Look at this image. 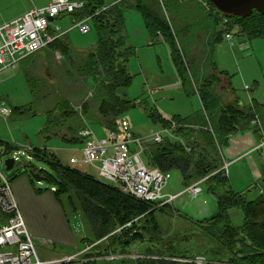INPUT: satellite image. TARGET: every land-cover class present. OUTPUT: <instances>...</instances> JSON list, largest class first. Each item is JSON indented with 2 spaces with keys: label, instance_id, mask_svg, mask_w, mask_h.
I'll use <instances>...</instances> for the list:
<instances>
[{
  "label": "rangeland",
  "instance_id": "374dc122",
  "mask_svg": "<svg viewBox=\"0 0 264 264\" xmlns=\"http://www.w3.org/2000/svg\"><path fill=\"white\" fill-rule=\"evenodd\" d=\"M49 1L0 0V25L5 20V22L12 21V18L14 20L25 11L46 5ZM112 1L106 0L105 3L109 5ZM150 5L171 23L176 43L191 76L194 75L199 80L202 75H211L212 70L208 67V62L211 61L217 65L219 72L226 70L232 76L234 92L232 87L227 86L228 80L224 76H221L214 85L213 90L220 95L223 103L233 104L237 102V99L242 100L247 106L254 100L264 103V37L250 39L244 37L251 49L246 51L242 50L240 48L242 46L238 44L230 46L223 38L216 46L214 58L208 59V46H213V40H211L213 30L222 31L224 25L222 23L218 27L214 26L208 18L207 9L199 0H185L180 3L174 1L172 4L169 0H165L163 5L160 0H150ZM76 17H80V14ZM124 19L125 27L121 29L117 38L120 35L123 36L126 45L129 44L136 49V54L129 59L132 83L118 91V95L121 98L120 101L125 97L135 101L137 105L127 110L123 117L130 122L132 131L146 140H150L153 134L160 133L164 140L179 141L170 129L164 127V123L154 121L150 112L157 111L164 118L169 119L176 116L198 115L203 109L199 95L201 84L193 79L191 85L184 88L173 63L170 46L160 35L156 38L149 36L139 11H125ZM90 23L91 31L84 34L78 28L71 29L73 24L71 15L58 18L55 24L60 26L62 32H68L66 37L71 43L69 53L66 55L59 47L46 48L19 63L14 73L6 72L0 78V102H6L10 108L21 106V109L26 111L24 114H13L8 117L0 114V139L20 148L27 146L46 148L54 152L64 165L75 167L101 181L98 171L93 167L70 163L71 157H81L79 150L82 144L69 146L64 143L66 139L72 137L77 128L84 125L92 127L97 137H103L105 134V129L97 124V122H104L99 112L103 99L99 86L102 85L103 80L110 79L103 74L106 71L103 66L88 64L91 52L97 49L98 42L97 30L93 23ZM232 25L231 23L230 26ZM234 33L237 35V40L238 27L235 28ZM150 38L155 44L151 43ZM62 100L69 104V109L63 113L73 112V114L60 118V113L56 112L55 119L49 123L46 113L53 110L57 104L62 105ZM260 121L264 130V113L260 116ZM211 126L209 128L213 131L214 127ZM261 127L259 125L254 127L252 124L248 128L235 132L218 145L222 161L230 163L227 186L236 192L245 193L248 199H255L264 194V160L258 151H252L262 138ZM255 128L258 131H255ZM8 158H13V154H10ZM143 159L146 162L145 156ZM32 168L46 169L51 173L43 162L34 157L30 159L25 155L12 170L7 171L4 166L2 170L8 177L20 174L17 178L21 185L19 192L27 199L24 208L27 209L28 215L31 217L36 211L34 208H37L45 214L44 217H47L44 220H52L49 203L45 199H38L36 194L40 195L37 189H42L46 190L44 194L51 195L52 193L47 189H51L54 183L43 180L35 181L33 187L30 186L29 171ZM26 169L28 172L25 171ZM170 174L171 178L165 191L178 193L184 190L186 186L181 173L174 169L170 170ZM202 189L203 191L197 196L191 194L180 196L172 203V209L156 212L154 218L148 216L145 221L142 220V227L144 226L142 241L129 245L124 253H120L119 250L122 248L112 238L111 249L119 247L118 252L108 251L107 255H104V261L96 259V264H141L151 259L165 257L172 259L173 254L182 255L181 248L178 247L179 243H183L184 239H188L193 234L200 233L198 226L195 227L187 217L191 218V221H201L219 213L217 197L207 191L206 184H202ZM13 192H15L14 189ZM62 203L73 225L77 244L80 245L81 240L86 237L95 240L90 223L85 219L86 217L84 218L82 211L79 209L75 213L77 208H74L67 196L62 197ZM21 212L26 218L25 210L22 209ZM231 215L236 225L243 222L241 210L233 209ZM34 239L40 252V242L36 237ZM100 246L104 249L108 247V242L103 241ZM50 248L65 253L73 252L66 247L62 248L59 244ZM98 249L96 248L92 255H95ZM92 250L94 249L86 250V254H90ZM77 251L74 252L84 253V251ZM213 255L208 252V264H219L223 261V256L215 253ZM106 256L123 258L111 261ZM196 256L205 257L202 254ZM196 256L190 260L193 261ZM183 258L176 261L189 262ZM224 258L227 259L229 256L226 255Z\"/></svg>",
  "mask_w": 264,
  "mask_h": 264
},
{
  "label": "trees",
  "instance_id": "16d2710c",
  "mask_svg": "<svg viewBox=\"0 0 264 264\" xmlns=\"http://www.w3.org/2000/svg\"><path fill=\"white\" fill-rule=\"evenodd\" d=\"M82 1L86 2V6L83 10L72 14L73 21L81 20L85 16H93L91 22L98 33L97 49L92 50L88 64H91L90 66H103L106 70V73L103 72V74H106L110 79L109 81L103 80L102 85L99 86V91L103 95L99 112L104 122H97V124L105 129V133L116 130L118 122L125 118L123 117L124 113L137 105L135 101L125 97L120 101L121 98L118 95V91L127 88L132 83L133 77L130 75L129 59L136 54V49L126 45L123 36L120 35L117 38L121 29L125 27V11H139L149 36L156 38L161 35L170 46L171 57L184 88L191 85L193 79L196 83L201 84L199 95L203 109L198 115L176 116L169 119L164 118L157 111L150 112L153 120L164 123V127L170 129L179 138V141L164 140L162 143H150L147 145L144 156L149 166L158 167L163 171L178 170L185 186L207 177L204 184L207 186V191L217 197L219 213L210 219L194 220L195 222L186 216L195 227L198 226L200 233L193 234L188 239H184L183 243H179L178 247L181 248L182 255L173 254L172 259L167 257L151 259L143 261L141 264H192L190 258L199 254L204 255L209 260L208 252L211 255L215 253L223 256V261L219 264H264V194L255 199H248L245 193L236 192L227 186V176L221 172H216L222 164L218 145H221L235 132L252 125V120L256 115L260 117L264 113V103L254 100L252 105L247 106V108L239 104V99L233 104L223 103L222 98L214 92L213 88L219 78L224 76L228 80L227 86L233 89L232 76L225 71L219 72L217 65L209 60L208 67L212 70L211 75H202L199 80L194 75L191 76L188 65L176 43L171 23L150 5V0H113L116 1L114 5L97 15L95 13L106 4V0ZM169 1L171 4L174 1L179 2L178 0ZM165 7L167 6L165 5ZM79 14L80 17H76ZM207 15L213 25L217 27L225 19H228L227 23L223 24L224 29L222 31L213 30V39H211L213 46H208V59L214 58L216 46L223 40L225 33L234 32L236 27H238L239 37H248L249 39L264 37V14L254 12L251 16L242 19L224 14L210 3V10ZM231 23L232 26H230ZM70 45L68 37L64 34L48 48L59 47L67 55ZM38 53L30 55L26 59ZM29 80L31 81V79ZM67 103L62 100V105L57 104L53 110L46 113L49 123L55 119L56 112L60 113V118L73 114V112L71 114L63 113L69 109ZM11 109V115H21L26 112L21 109V106H13ZM210 123L214 127L213 131L209 128ZM255 126L257 127V125ZM78 129L74 131L72 137L63 140L66 145L82 144L78 137ZM254 130L258 131L257 128ZM0 144L4 145L10 152L18 148L1 139ZM33 156L51 170L50 173L46 169L32 168L45 177L46 181L54 183L52 188H56L53 191L55 199L61 204L64 211L62 197L67 196L74 208H77L75 213L80 209L79 211H82L84 218L86 217L85 219L90 223L95 240L87 239L84 247L100 241L92 247L94 250L90 254L85 255L87 257H104L110 250L113 253L118 252L119 247L122 248L119 250L120 253H124L125 250H128L129 245L142 241L141 238L144 235L142 220L145 221L148 216L154 218L156 212H166L173 208L172 204L158 207L151 202L127 195L111 184L100 181L76 168L64 165L54 152L46 148L35 147ZM25 171L28 172L27 169ZM15 177L14 175L11 176L10 180ZM31 180L35 184L32 177ZM52 188L47 190H52ZM44 191L46 190L37 189L38 194ZM233 209L242 211L243 222L240 225L233 222L231 215ZM132 221L131 228L122 230V232H115L119 227ZM105 237L107 238L103 240ZM112 238L120 245L114 248L117 251L111 249ZM103 241L108 242V247L104 249L100 246ZM96 248L99 249L93 256L92 253L95 252ZM226 255L229 258H224ZM181 257L189 262L176 261L181 260ZM92 262H96V259Z\"/></svg>",
  "mask_w": 264,
  "mask_h": 264
},
{
  "label": "built area",
  "instance_id": "2783aa9c",
  "mask_svg": "<svg viewBox=\"0 0 264 264\" xmlns=\"http://www.w3.org/2000/svg\"><path fill=\"white\" fill-rule=\"evenodd\" d=\"M199 1L207 11L210 10V0ZM115 3L116 1H112L109 5H103L95 15L107 10ZM160 3L163 5L164 0H160ZM85 6L86 2L82 0H50L48 4L31 8L16 19L0 25V78L6 72L14 73L19 63L28 56L48 48L58 38L68 33L62 32L55 21L67 15L72 16L73 13L83 10ZM92 17L85 16L81 20H74L71 29L78 28L84 34L89 33L92 29L90 23ZM227 21L228 19H225L223 24ZM236 36L234 32H227L224 39L230 46L238 44L242 46L240 47L242 50H249L246 38L239 37L236 40ZM0 114L4 117L11 116L12 109L6 102H0ZM252 124L261 127L258 115L252 120ZM261 130L262 138L252 151H258L264 160V130L262 127ZM78 137L82 141V148L79 150L81 157H71L70 163L93 167L98 171L101 181L117 187L127 195L161 207L172 204L184 194L197 196L203 191L202 184L207 177L186 186L181 192H166L171 178L170 171L149 166L143 159L147 145L162 143L163 137L160 133L153 134L150 140L137 136L126 118L118 122L116 130L107 131L103 137H97L94 129L88 125L78 129ZM34 150L35 147L27 146L18 147L10 152L0 144V264H70L76 262L80 259L82 252L62 254L49 259L41 256L15 198L10 177L6 176L2 170L3 166L6 167L5 160L10 154H13L15 167L16 163L22 161L24 155L32 159ZM229 167L230 163L224 160L216 172L228 176ZM52 190L55 191L56 188L53 187ZM132 223L133 221L119 227L115 232L131 228ZM99 242L88 244L85 247L86 250H91ZM106 258L115 260L123 257L106 256ZM190 262L208 264V260L203 256H196Z\"/></svg>",
  "mask_w": 264,
  "mask_h": 264
},
{
  "label": "crops",
  "instance_id": "0c3cea01",
  "mask_svg": "<svg viewBox=\"0 0 264 264\" xmlns=\"http://www.w3.org/2000/svg\"><path fill=\"white\" fill-rule=\"evenodd\" d=\"M19 16L20 15H18L17 17ZM7 22H10V21H7ZM150 41L152 44H155L151 38H150ZM128 46L130 45L128 44ZM215 57H216V53H215ZM221 71L227 72L226 70H221ZM239 104L242 107L247 108V105H245L240 99H239ZM251 105L252 104L248 106H251ZM19 176L20 175L16 176V178L13 181H11V186L13 185L12 189H14L15 191L14 195H15L17 202H19L18 203L19 207L25 210V216L27 219L26 218L24 219L26 221L27 228L29 229L31 234L38 239V242H40L39 245H40L41 256L45 259H49V258L60 256L62 254H72V253H75L74 252L75 250H78L77 252L84 251V253L82 254L79 260H77L76 262L70 263V264H96V262H92L94 259H97L99 261H104L103 258L105 257L90 258V257L85 256V254L87 253L85 250L87 248L84 249L83 246L86 244V241L87 239H89V237L83 238L80 242V245L77 244L75 232L73 230V225L71 224V221L69 220L68 215L62 208L61 204L55 199L53 190H49L52 193L51 195L44 194V193L37 195L34 192L36 194V197H39L38 199H45L47 203H49V206L51 207V212H52L50 214L52 215V218H51L52 220H44V218L46 219L47 217H44L45 214L42 211H38L37 208H34V210L36 211H34L33 215L30 217L27 213V209L24 208L26 204L25 202L27 199L22 197V193L19 192V189L21 188V185L19 184L18 179H17ZM28 184L33 187L31 176L29 178ZM56 244H59L60 246H62V248L66 247L68 249H71L73 250V252L65 253L64 251L50 248L52 246H55Z\"/></svg>",
  "mask_w": 264,
  "mask_h": 264
},
{
  "label": "water",
  "instance_id": "95a60500",
  "mask_svg": "<svg viewBox=\"0 0 264 264\" xmlns=\"http://www.w3.org/2000/svg\"><path fill=\"white\" fill-rule=\"evenodd\" d=\"M210 2L220 12L245 19L254 12L264 14V0H210ZM53 20V18H51ZM6 170L10 171L14 167V159L5 160ZM30 176L37 182L45 180L38 172L30 169Z\"/></svg>",
  "mask_w": 264,
  "mask_h": 264
}]
</instances>
